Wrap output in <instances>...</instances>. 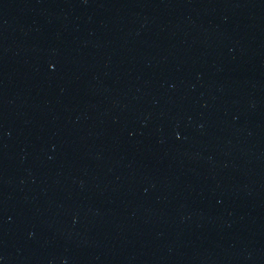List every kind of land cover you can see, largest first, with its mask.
I'll use <instances>...</instances> for the list:
<instances>
[{"label":"water","instance_id":"obj_1","mask_svg":"<svg viewBox=\"0 0 264 264\" xmlns=\"http://www.w3.org/2000/svg\"><path fill=\"white\" fill-rule=\"evenodd\" d=\"M0 264H264V0H0Z\"/></svg>","mask_w":264,"mask_h":264}]
</instances>
